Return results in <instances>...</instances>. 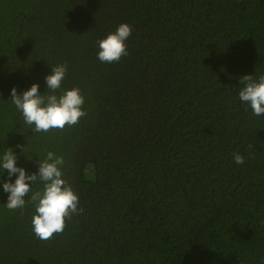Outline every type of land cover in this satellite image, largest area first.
<instances>
[{
	"label": "trees",
	"instance_id": "16d2710c",
	"mask_svg": "<svg viewBox=\"0 0 264 264\" xmlns=\"http://www.w3.org/2000/svg\"><path fill=\"white\" fill-rule=\"evenodd\" d=\"M122 23L128 54L99 61ZM60 64L57 95L79 88L87 115L34 133L11 89L45 94ZM245 75H264V0H0V155L28 175L62 156L83 209L41 241L0 183V264H264V115L239 99Z\"/></svg>",
	"mask_w": 264,
	"mask_h": 264
},
{
	"label": "clouds",
	"instance_id": "9594fccd",
	"mask_svg": "<svg viewBox=\"0 0 264 264\" xmlns=\"http://www.w3.org/2000/svg\"><path fill=\"white\" fill-rule=\"evenodd\" d=\"M131 34V26L122 23L114 33L98 40V60L107 63L119 62L122 56L128 54L125 41ZM66 73V64L51 67V74L45 77V94H40L38 84H33L22 94H17L16 88L11 89V102L32 132L64 130L66 126L77 125L87 115L83 110L85 100L79 88L64 90L57 95ZM239 83L244 85L239 92L240 101L251 109L253 115H264V75H260L258 80L253 75H245L240 78ZM24 151L25 147L22 149L23 153ZM233 158L238 165L245 162L244 157L238 153H233ZM16 162L14 149L8 148L0 155V176L5 170L8 175V182L0 180L3 191L9 194L5 207L11 211L24 208L26 203L31 204L35 209L31 220L32 231L38 240L48 241L54 234L63 233L66 219H71L73 214L83 211L78 208V196L62 178L64 158L48 151L44 160L37 161L38 172L31 175L24 168L17 167ZM13 176H16L14 183L11 182ZM31 184H42L43 187L33 191ZM26 195L29 196L27 201L24 199Z\"/></svg>",
	"mask_w": 264,
	"mask_h": 264
}]
</instances>
